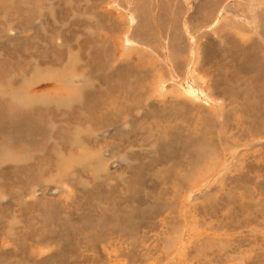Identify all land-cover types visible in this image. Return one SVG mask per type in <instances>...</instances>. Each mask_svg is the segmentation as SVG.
Wrapping results in <instances>:
<instances>
[{
	"label": "rangeland",
	"instance_id": "374dc122",
	"mask_svg": "<svg viewBox=\"0 0 264 264\" xmlns=\"http://www.w3.org/2000/svg\"><path fill=\"white\" fill-rule=\"evenodd\" d=\"M24 1L0 0V264H264V0Z\"/></svg>",
	"mask_w": 264,
	"mask_h": 264
},
{
	"label": "bare ground",
	"instance_id": "6f19581e",
	"mask_svg": "<svg viewBox=\"0 0 264 264\" xmlns=\"http://www.w3.org/2000/svg\"><path fill=\"white\" fill-rule=\"evenodd\" d=\"M5 1H6V0H5ZM26 1H27V0H26ZM26 1H24V2H26ZM248 1H249V0H248ZM250 1H251V0H250ZM257 1H258V0H257ZM22 2H23V1H22ZM157 2H158V0H157ZM225 2H226V1H225ZM255 2H256V0H255ZM255 2L252 1V3H254V4H255ZM3 3H4V2H3ZM3 3H2V4H3ZM7 3H8V2H7ZM19 3H20V1H19ZM246 3H248V2H246ZM252 3H251V4H252ZM256 3H258V2H256ZM5 4H6V2H5ZM16 4H17V3H16ZM20 4H21V3H20ZM112 4H113V3H112ZM212 5H213V4H212ZM217 5H218V3H217ZM18 6H19V5H18ZM253 6H254V5H253ZM255 8H256V7H255ZM12 9H13V8H12ZM16 10H17V9H16ZM27 10H28V9H27ZM29 10H30V9H29ZM125 10H126V9H125ZM248 10H249V8H248ZM32 11H33V10H32ZM95 11H96V10H95ZM7 12H8V11H7ZM27 12H28V11H27ZM27 12H26V14H27ZM30 12H31V10H30ZM127 12H128V11H127ZM12 13H13V12H12ZM12 13H11V15H12ZM5 14H6V13H5ZM27 15H29V14H27ZM128 15H129V14H128ZM132 15H133V13H132ZM13 16H14V15H13ZM129 16H130V15H129ZM248 16H249V15H248ZM248 16H247V17H248ZM131 18H132V17H131ZM153 18H154V17H153ZM256 18H257V17H256ZM133 19H134V18H133ZM156 19H157V18H156ZM111 20H112V19H111ZM128 20H129V19H128ZM130 20H131V19H130ZM130 20H129V21H130ZM258 20H259V19H258ZM1 21H2V20H1ZM1 21H0V22H1ZM34 21H35V20H34ZM11 22H12V21H11ZM130 22H131V21H130ZM133 22H134V21H133ZM133 22H132V23H133ZM23 23H24V22H23ZM155 23H156V22H155ZM156 24H157V23H156ZM252 24H253V23H252ZM253 25H254V24H253ZM40 27H41V25H40ZM12 29H13V28H12ZM197 30H198V29H197ZM14 31H15V30H14ZM58 31H59V30H58ZM128 31H129V30H128ZM16 32H17V31H16ZM55 32H56V31H55ZM158 32H159V30H158ZM198 32H199V31H198ZM3 33H4V32H3ZM18 33H19V32H18ZM85 33H86V32H85ZM32 34H33V33H32ZM32 34H31V35H32ZM175 34H176V33H175ZM12 35H13V34H12ZM15 37H16V36H15ZM19 37H20V35H19ZM31 37H32V36H31ZM164 37H165V36H164ZM33 38H34V36L32 37V39H33ZM49 38H50V37H49ZM136 38H138V37H136ZM181 38H182V37H181ZM1 39H2V38H1ZM27 39H28V38H27ZM51 39H52V38H51ZM15 40H16V39H15ZM57 40H58V39H57ZM167 40H168V39H167ZM85 41H86V40H85ZM182 41H183V40H182ZM14 42L17 43V41H14ZM134 42H135V41H134ZM184 42H185V41H184ZM145 43H146V42H145ZM54 44H55V43H54ZM64 44H65V43H64ZM132 44H133V43H132ZM184 44H186V43H184ZM220 44H221V43H220ZM12 45H13V44H12ZM65 45H66V44H65ZM127 45H130V42H129V41H127ZM143 46H144V45H143ZM148 48H149V47L147 46V49H148ZM127 50H128V49H127ZM198 50H199V49H198ZM70 52H71V51H70ZM185 52H186V51H185ZM196 54H197V53H196ZM168 55H169V54H168ZM191 56H192V55H191ZM169 57H170V56H169ZM158 58H159V57H158ZM196 58H197V57H196ZM192 59H193V58H192ZM43 60H44V59H43ZM1 64H2V63H1ZM1 64H0V65H1ZM49 68H50V65H49L48 67H45V69H49ZM9 71H10V70H9ZM37 72H38V71H37ZM72 74H73V73H72ZM65 76H66V75H65ZM69 76H70V75H69ZM22 78H23V77H22ZM64 78H65V77H64ZM73 78H74V77H73ZM59 79H60V78H59ZM61 79H62V78H61ZM91 79H92V78H91ZM66 80H67V79H66ZM28 82H29V80H28ZM68 82H69V81H68ZM134 82H135V81H134ZM134 82H133V83H134ZM77 83H78V82H77ZM130 83H131V82H130ZM78 84H79V83H78ZM84 84H85V83L83 82V86H85ZM3 85H4V84H3ZM5 86H6V85H5ZM7 86H8V85H7ZM7 86H6V87H7ZM10 86H11V85H10ZM64 86H65V85H64ZM69 86H70V85H69ZM83 86H82V88H83ZM129 86H130V85H129ZM77 87H78V86H77ZM86 87H87V86H85V88H86ZM91 87H92V86H91ZM82 88H81V89H82ZM87 88H88V87H87ZM63 89H64V88H63ZM102 89H104V88H102ZM129 89H130V88H129ZM5 90H6V89H5ZM47 90H48V89H47ZM47 90H46V91H47ZM130 90L132 91L133 89H130ZM76 91H77V90H76ZM131 91H130V92H131ZM8 92H10V91H8ZM11 92H12V91H11ZM43 92H44V91H43ZM47 92H48V91H47ZM145 92H146V91H145ZM187 92H189V91H187ZM13 93H14V92H13ZM134 93H136V92H134ZM131 94H132V92H131ZM4 95H5V94H4ZM7 95H8V94H7ZM129 95H130V94H129ZM129 95H128V96H129ZM50 98H51V97H49V99H50ZM117 100H118V98H117ZM130 100H131V98H130ZM123 103H124V102H123ZM122 106H123V105H122ZM148 110H149V109H148ZM248 111H249V110H248ZM249 114H250V113H249ZM158 118H159V117H158ZM142 119H143V118H142ZM221 120H222V119H221ZM248 121H249V120H248ZM50 126H53V124L50 125ZM102 127H103V126H102ZM130 129H131V128H130ZM97 131H98V130H97ZM146 134H147V133H146ZM126 135H127V134H126ZM96 137H97V136H96ZM102 137H104V136H102ZM82 139H83V138H82ZM158 139H159V138H158ZM94 141H95V140H94ZM92 142H93V141H92ZM80 143H81V142H80ZM115 144H116V143H115ZM100 145H101V144H100ZM80 146H81V145H80ZM80 146H78V147H80ZM241 146H242V145H241ZM84 147H85V146H84ZM86 147H87V146H86ZM149 147H150V146H149ZM89 148H90V147H89ZM83 149H84V148H83ZM85 149H86V148H85ZM85 149H84V150H85ZM101 150H102V149H101ZM101 150L99 149L98 151H101ZM79 151H80V150H79ZM85 151H86V150H85ZM85 151H84V152H85ZM133 151H134V150H133ZM8 153H9V152H8ZM79 153H81V152H79ZM89 153H90V152H89ZM99 153H101V152H99ZM78 155L81 156V154H78ZM85 155H86V154H85ZM93 155H97V154L94 153ZM93 155H92V156H93ZM98 155H99V154H98ZM82 156H83V154H82ZM87 156H89V154L86 155V157H87ZM90 156H91V155H90ZM92 156H91V157H92ZM102 156H103V155H102ZM109 156H110V155H109ZM223 156H224V155H223ZM91 157H90V158H91ZM103 157H104V156H103ZM77 158H78V157H77ZM81 158H82V157H81ZM81 158H80V159H81ZM83 158H84V157H83ZM83 158H82V159H83ZM87 158H89V157H87ZM93 158H94V157H93ZM85 159H86V158H85ZM85 159H84V160H85ZM63 160H64V159H63ZM63 160L60 159L61 162H63ZM106 160H107V159H106ZM85 161H86V160H85ZM85 161H84V162H85ZM102 161H103V160H102ZM67 162H70V161H66V163H67ZM92 162H93V161H92ZM106 162H107V161H106ZM72 163H74V161H73ZM90 163H91V162H90ZM108 163H109V162H108ZM61 164H63V163H61ZM67 164H68V163H67ZM70 164H71V162H70ZM70 164H69V165H70ZM87 164H88V163H87ZM111 164H112V163H111ZM75 165H76V164H75ZM77 165H78V164H77ZM33 166H34V165H33ZM61 166H62V165H61ZM64 166H65V164H64ZM64 166H62V168H63ZM99 166H100V165H99ZM34 167H35V166H34ZM69 167H71V166H69ZM83 167H86V165H83ZM64 168H68V167H64ZM81 169H82V168H81ZM98 169H99V168H98ZM61 170L64 171L65 169H64V170L61 169ZM69 170H70V169H69ZM69 170H68V172H70ZM85 170H86V169H85ZM106 170H107V169H106ZM38 171H39V170H38ZM65 171H67V170H65ZM41 173H42V172H41ZM44 173H45V172H44ZM63 173L65 174V172H63ZM39 174H40V173H39ZM71 174H73V173L71 172L69 175H71ZM78 174H79V173H78ZM62 175H63V174H62ZM79 175H80V174H79ZM60 176H61V175H60ZM44 177H45V176H44ZM48 177H49V176H48ZM71 177H72V176H71ZM63 178H64V177H63ZM68 178H69V177H68ZM51 179H54V178L52 177ZM45 180H47V178H46ZM85 185H86V183H85ZM259 185H260V184H259ZM40 188H41V186H40ZM42 189H43V188H42ZM41 193H43V192H41ZM13 194H14V193H13ZM24 194H25V193H24ZM67 195H68V194H67ZM263 201H264V200H263ZM23 202H24V201H23ZM28 202H29V201H28ZM211 202H212V201H211ZM44 206H45V205H44ZM3 208H4V207H3ZM44 208H45V207H44ZM239 210H240V209H239ZM44 211H45V210H44ZM43 216H44V215H43ZM237 216H238V215H237ZM119 229H120V228H119ZM49 241H50V240H49ZM96 245H97V244H96ZM102 256H103V255H102Z\"/></svg>",
	"mask_w": 264,
	"mask_h": 264
},
{
	"label": "flooded vegetation",
	"instance_id": "af4514ba",
	"mask_svg": "<svg viewBox=\"0 0 264 264\" xmlns=\"http://www.w3.org/2000/svg\"><path fill=\"white\" fill-rule=\"evenodd\" d=\"M131 43V42H130Z\"/></svg>",
	"mask_w": 264,
	"mask_h": 264
}]
</instances>
